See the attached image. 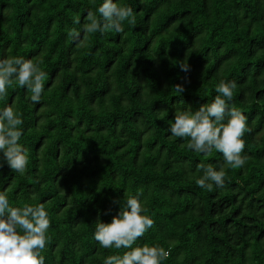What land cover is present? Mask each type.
<instances>
[{
	"label": "trees",
	"instance_id": "16d2710c",
	"mask_svg": "<svg viewBox=\"0 0 264 264\" xmlns=\"http://www.w3.org/2000/svg\"><path fill=\"white\" fill-rule=\"evenodd\" d=\"M102 2L0 0V59L42 60L47 73L40 103L16 84L0 99V110L22 114L28 155L22 175L0 168V192L12 206L44 204V264L122 256L128 249L101 248L94 231L127 196L154 221L133 247H164L162 264H264V0H114L135 22L84 39L87 13ZM221 80L236 82L229 104L247 117L248 159L236 169L168 131L176 108L212 102ZM198 165H223L224 186L199 187Z\"/></svg>",
	"mask_w": 264,
	"mask_h": 264
},
{
	"label": "clouds",
	"instance_id": "9594fccd",
	"mask_svg": "<svg viewBox=\"0 0 264 264\" xmlns=\"http://www.w3.org/2000/svg\"><path fill=\"white\" fill-rule=\"evenodd\" d=\"M125 21L135 22L131 7L114 0H103L95 11L87 13L82 28L84 39L97 32H122ZM75 22L79 23V19ZM68 36L73 41H80L81 31L69 30ZM42 63V60L34 62L21 56L0 59V99L6 97L7 89L16 84L29 91L34 104L40 103L47 79V73L40 67ZM179 66L184 72L190 71L186 60ZM236 87L235 81L221 80L216 87L218 95L212 102L201 105L195 111L190 106L176 108L174 121L168 129L173 137L186 139V147L190 150L204 155L219 152L224 164L233 169L243 167L248 159L243 155V136L249 131L247 117L229 104ZM174 90L182 93L185 89L177 84ZM22 124V114L13 106L0 110V168L6 163L21 175L28 165L27 149L19 143L23 135ZM197 167L202 169V175L196 180L199 187L212 191L214 186H224L226 172L223 165L219 170L212 166ZM147 211L138 196H127L124 206L110 223H104L99 218L96 220L94 239L101 248L128 249L122 256H107L104 264H162L169 257L170 252L158 244L133 247L154 224ZM49 227L50 220L44 204L12 206L7 193L0 192V264H44L42 251L48 243Z\"/></svg>",
	"mask_w": 264,
	"mask_h": 264
}]
</instances>
